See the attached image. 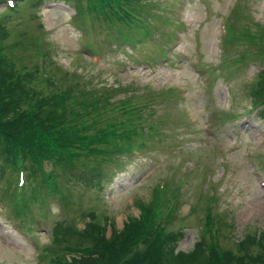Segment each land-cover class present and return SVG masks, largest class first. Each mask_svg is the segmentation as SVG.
Segmentation results:
<instances>
[{
    "label": "rangeland",
    "instance_id": "374dc122",
    "mask_svg": "<svg viewBox=\"0 0 264 264\" xmlns=\"http://www.w3.org/2000/svg\"><path fill=\"white\" fill-rule=\"evenodd\" d=\"M35 1L0 6L4 52L32 67L42 32L51 71L79 75L69 96L88 99L79 128L101 137L98 152L71 169L54 166L62 196L48 195L49 183L27 163L18 179L25 199L15 205L17 171L2 166L0 264H52L40 249H61L56 225L84 229L94 218L110 235L129 215L154 209L156 193L165 232L182 233L178 250H192L205 226L209 245L235 254L244 236L264 233V111L251 94L264 67V0H132L128 18L108 12L110 20L88 0ZM206 69L213 75L204 80Z\"/></svg>",
    "mask_w": 264,
    "mask_h": 264
},
{
    "label": "trees",
    "instance_id": "16d2710c",
    "mask_svg": "<svg viewBox=\"0 0 264 264\" xmlns=\"http://www.w3.org/2000/svg\"><path fill=\"white\" fill-rule=\"evenodd\" d=\"M131 1L88 0L87 9L100 11L109 16L107 20L114 17L106 14L108 12L117 13L116 16L123 19L130 14L128 2ZM79 14L82 15L81 10ZM231 34L232 30L226 46ZM114 42L116 40H111L110 44ZM262 58L264 60V52ZM48 64L45 58L46 68L42 71L36 59L32 67H26L23 60L18 66L0 43V169L13 167L18 173L20 169L27 170L30 163L49 183L48 195L60 193L62 196L54 166L70 168L75 159L98 152L95 145L101 133L89 135L79 128L80 124L83 126L82 114L88 107V99L86 102L78 99L75 104L69 99L79 75L67 71L53 73ZM36 78L46 85L45 89L36 85ZM255 79L258 85L252 88L251 94L264 110V68ZM71 103L78 109H71ZM90 103L92 105L91 100ZM46 162L51 164L48 172L44 170ZM24 196L25 193L20 201L14 200V204L19 205ZM144 209L140 216L130 217L122 229L114 227L110 235L106 224L94 218L88 220L84 229L56 225L53 231L63 246L60 250L41 248L40 259L43 262L51 259L52 264H264V233L244 236L239 244L240 254L218 244L209 245L205 235L192 250L184 252L177 249L182 233L165 232L163 216L155 205L151 211ZM252 245L259 246L257 252L250 251Z\"/></svg>",
    "mask_w": 264,
    "mask_h": 264
},
{
    "label": "snow or ice",
    "instance_id": "6c2138e0",
    "mask_svg": "<svg viewBox=\"0 0 264 264\" xmlns=\"http://www.w3.org/2000/svg\"><path fill=\"white\" fill-rule=\"evenodd\" d=\"M9 2H11V0H9Z\"/></svg>",
    "mask_w": 264,
    "mask_h": 264
}]
</instances>
